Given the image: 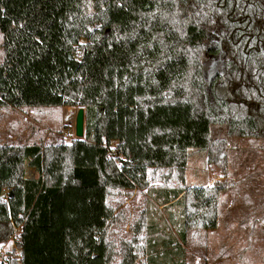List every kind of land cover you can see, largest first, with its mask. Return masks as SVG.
I'll list each match as a JSON object with an SVG mask.
<instances>
[{
	"label": "trees",
	"instance_id": "1",
	"mask_svg": "<svg viewBox=\"0 0 264 264\" xmlns=\"http://www.w3.org/2000/svg\"><path fill=\"white\" fill-rule=\"evenodd\" d=\"M0 38V109L84 110L82 139L0 143V245L19 250L0 264H109L123 189L149 200L119 264H185L229 182L150 188L148 170L199 151L223 172L229 140H264V0H0ZM154 203L179 211L157 223Z\"/></svg>",
	"mask_w": 264,
	"mask_h": 264
},
{
	"label": "rangeland",
	"instance_id": "2",
	"mask_svg": "<svg viewBox=\"0 0 264 264\" xmlns=\"http://www.w3.org/2000/svg\"><path fill=\"white\" fill-rule=\"evenodd\" d=\"M35 110L34 113V110L0 109V143L41 141L42 144H49L57 142L62 129L74 132L77 107ZM212 132L223 135L224 129L217 127ZM263 147L262 139L229 140L227 165L223 172L209 164L206 154L199 151L190 153L183 171L170 168L154 172L148 170L150 188L211 185L222 180L229 182V189L220 197L217 227L213 230L189 231L185 264H264ZM26 168L29 169L28 166ZM146 200H149L146 189L108 191L107 203L114 215L107 230V241L112 250L109 264H119V250L133 237L134 226L147 205ZM151 209L152 218L157 223L167 219V211L175 215L179 211L176 206L163 207L155 203ZM166 231L175 233L176 228L168 223ZM15 236L12 235L0 245V262L11 252L19 254ZM142 262L143 258L140 257L136 264Z\"/></svg>",
	"mask_w": 264,
	"mask_h": 264
},
{
	"label": "built area",
	"instance_id": "3",
	"mask_svg": "<svg viewBox=\"0 0 264 264\" xmlns=\"http://www.w3.org/2000/svg\"><path fill=\"white\" fill-rule=\"evenodd\" d=\"M48 134L50 133V131L47 132ZM58 136L61 139V143L63 145H66L67 143L71 142L73 139H75V134L74 132H69L65 129H62L61 132L58 133ZM24 177L27 179H32L34 177V172L31 168H25V172H24ZM4 195L1 197V200H4Z\"/></svg>",
	"mask_w": 264,
	"mask_h": 264
},
{
	"label": "water",
	"instance_id": "4",
	"mask_svg": "<svg viewBox=\"0 0 264 264\" xmlns=\"http://www.w3.org/2000/svg\"><path fill=\"white\" fill-rule=\"evenodd\" d=\"M108 30H106L104 35H107ZM84 110L82 108H78L76 117H75V126H74V134L77 139H82L84 136Z\"/></svg>",
	"mask_w": 264,
	"mask_h": 264
},
{
	"label": "crops",
	"instance_id": "5",
	"mask_svg": "<svg viewBox=\"0 0 264 264\" xmlns=\"http://www.w3.org/2000/svg\"><path fill=\"white\" fill-rule=\"evenodd\" d=\"M209 184V183H208Z\"/></svg>",
	"mask_w": 264,
	"mask_h": 264
}]
</instances>
